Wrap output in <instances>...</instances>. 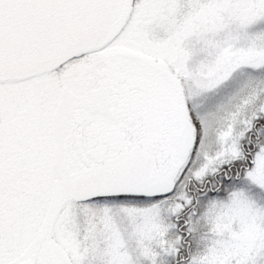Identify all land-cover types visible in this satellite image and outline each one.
I'll list each match as a JSON object with an SVG mask.
<instances>
[{"label":"snow or ice","instance_id":"6c2138e0","mask_svg":"<svg viewBox=\"0 0 264 264\" xmlns=\"http://www.w3.org/2000/svg\"><path fill=\"white\" fill-rule=\"evenodd\" d=\"M0 264H264V0H0Z\"/></svg>","mask_w":264,"mask_h":264}]
</instances>
